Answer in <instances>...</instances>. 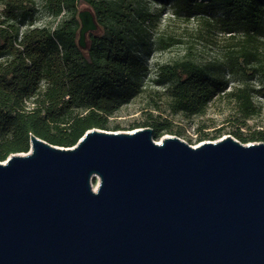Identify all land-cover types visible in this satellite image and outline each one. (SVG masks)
Segmentation results:
<instances>
[{
    "label": "water",
    "instance_id": "water-1",
    "mask_svg": "<svg viewBox=\"0 0 264 264\" xmlns=\"http://www.w3.org/2000/svg\"><path fill=\"white\" fill-rule=\"evenodd\" d=\"M0 264H264V142L30 136L0 162Z\"/></svg>",
    "mask_w": 264,
    "mask_h": 264
},
{
    "label": "trees",
    "instance_id": "trees-1",
    "mask_svg": "<svg viewBox=\"0 0 264 264\" xmlns=\"http://www.w3.org/2000/svg\"><path fill=\"white\" fill-rule=\"evenodd\" d=\"M141 1L41 0L43 12L59 19L51 28L35 26L34 0H1L0 162L28 152L30 136L71 148L91 129L109 131L108 117L144 92L148 70L135 52V36L150 15L137 11ZM170 1L176 15L212 18L230 44L219 64L201 67L184 59L157 68L154 83L165 87L169 111L201 116L222 96L234 103L241 123L258 115L254 99L264 98V0ZM81 5L96 27L85 33L83 45ZM158 43L166 49L181 41ZM225 74L238 76V85L229 88ZM143 127L153 130L155 141L168 130L158 122ZM234 137L243 144L264 142V133Z\"/></svg>",
    "mask_w": 264,
    "mask_h": 264
},
{
    "label": "rangeland",
    "instance_id": "rangeland-1",
    "mask_svg": "<svg viewBox=\"0 0 264 264\" xmlns=\"http://www.w3.org/2000/svg\"><path fill=\"white\" fill-rule=\"evenodd\" d=\"M34 1L35 26L54 28L59 19L43 12L40 7L41 0ZM136 9L150 15L149 19L146 18L139 26L135 36L136 42L140 43L135 46V52L148 70L142 79L144 92L108 117L109 131L131 132L152 122L166 123L168 130L156 142L159 143L166 136H175L192 147L204 142H215L225 136L236 139L235 133L244 137L264 133V98L261 97L254 99L260 107L259 114L244 123L240 122L234 103L222 96L216 97L201 116L188 117L171 113L167 108L165 87L154 83L157 68L184 59H191L201 67L219 64L230 40L209 16L187 19L183 15H176L170 0L165 4L142 0L136 5ZM2 10L0 0V12ZM80 11L90 13L84 5L80 6ZM169 37L180 40L181 44L162 49L158 39ZM261 49L264 52V44ZM224 78L229 80V88L237 86L240 81L238 76L225 74ZM249 83L258 85L256 80ZM114 127L118 130H113ZM218 131L221 133L217 138H213Z\"/></svg>",
    "mask_w": 264,
    "mask_h": 264
},
{
    "label": "bare ground",
    "instance_id": "bare-ground-1",
    "mask_svg": "<svg viewBox=\"0 0 264 264\" xmlns=\"http://www.w3.org/2000/svg\"><path fill=\"white\" fill-rule=\"evenodd\" d=\"M93 187H94V188L96 187V183L93 185Z\"/></svg>",
    "mask_w": 264,
    "mask_h": 264
}]
</instances>
